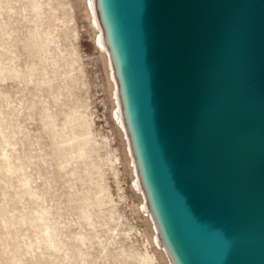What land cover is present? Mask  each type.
<instances>
[{
  "label": "water",
  "instance_id": "obj_1",
  "mask_svg": "<svg viewBox=\"0 0 264 264\" xmlns=\"http://www.w3.org/2000/svg\"><path fill=\"white\" fill-rule=\"evenodd\" d=\"M171 264H264V0H94Z\"/></svg>",
  "mask_w": 264,
  "mask_h": 264
},
{
  "label": "rangeland",
  "instance_id": "obj_2",
  "mask_svg": "<svg viewBox=\"0 0 264 264\" xmlns=\"http://www.w3.org/2000/svg\"><path fill=\"white\" fill-rule=\"evenodd\" d=\"M35 5L40 8L38 16L33 10ZM71 18L69 25L77 28V37V32L62 23ZM97 30H100L98 23L93 24L87 15L84 0H0V70H3L0 73V145L6 142L15 145L13 157L17 163L20 158L26 172L36 179L40 196L34 202L24 192L19 199V183L16 178L3 176L5 162L0 156V264H16L19 259L25 264H59L53 260L39 261L31 254V233L25 226L20 228L16 224L20 217H31L40 206L47 205L58 209L55 217L66 224L62 223L63 230L70 236L82 230L78 218L87 214L89 218L82 222L83 231L91 232L89 223L93 222L103 244L109 243L106 221L110 211L117 208L126 231H122L121 242L115 245L117 250L112 247L107 255L101 251L96 238L94 247L89 249L88 262L139 264L125 261V257L126 252L143 245L148 233L147 212L139 205L140 189L132 179L131 163L124 153L119 117L112 112L113 96L102 56L106 50L97 42ZM36 32L54 41L49 52L45 53L41 43L34 44L32 38ZM73 49L75 53L71 54ZM12 59L18 60L24 71L28 69V61H32L34 72L31 76L26 73L25 79L16 78L11 71ZM65 86L72 95H66L69 89ZM75 103L90 104L94 112L90 142L84 149L85 159L78 157V147L65 152L59 150L55 139L56 134L63 133L62 111L74 108ZM45 106L48 115L43 110ZM12 145H7V149L12 150ZM98 154L119 155L117 176L106 165L102 166L101 177L86 171L85 162L97 161ZM104 187L109 189L114 202L103 206L101 212L93 200ZM85 195L90 200H84ZM98 215L103 218L100 220ZM114 224L112 221L111 225ZM126 234H130L129 239Z\"/></svg>",
  "mask_w": 264,
  "mask_h": 264
},
{
  "label": "bare ground",
  "instance_id": "obj_3",
  "mask_svg": "<svg viewBox=\"0 0 264 264\" xmlns=\"http://www.w3.org/2000/svg\"><path fill=\"white\" fill-rule=\"evenodd\" d=\"M84 3L86 5L87 15L89 16L93 24L97 22L100 28V30L95 31V36L97 38V42L100 43L102 47L106 50L105 53H102V56L105 59V65L107 64L106 71L109 77V89L111 91V95L113 96V98H111V100L113 101L112 112L114 111L116 113L117 118L119 117L118 123L120 127L119 130L122 135V145L124 147V153L126 158H128L129 162L131 163L130 173L132 174V179L134 182L137 183L140 189L134 159L130 151L129 140L124 127L123 116L121 112V103L117 89V82L114 75L113 66L108 55V49L103 40V30L98 19L97 10L95 8V2L94 0H84ZM33 10L36 16L40 14V8L37 5H35ZM57 20H59V18H57ZM71 21H73V18L68 20V22L62 21V23L68 29H71L73 32H77V37L78 30L77 28L71 27V25H69V22ZM32 39L34 44L41 43V47L44 48L45 53L49 52V48L54 42L49 37L44 38L42 34L38 32L34 33ZM70 53L74 54L75 49H73V51H71ZM14 59L11 60V71L14 73V76L19 79H25L27 76L26 73H29V75L31 76V74L35 70V64L29 60L28 69L24 71L20 64L17 63L18 60L14 61ZM2 71L3 70H0V73ZM65 87L69 89L68 86ZM66 95H72V91L69 89ZM89 106L90 104L76 105L75 103L74 108H69L66 110L64 109L62 111V114L64 115L62 128L63 133H58L55 135L59 150L65 152L75 147H78V157L82 159L86 158V153L84 149L85 146L90 142L89 136L90 134H92L91 126L94 123V112ZM43 110L45 114L48 115L46 106L43 107ZM7 145L12 144L10 142H6V144L0 145V156L3 157V161L5 162L3 176L9 177L10 179L16 178L17 183H19V193L17 192L19 195V199L23 197V193L25 192L24 194L30 196L32 200H34V202H37L40 196L37 192L38 184L36 183V179H34L30 174L26 172V167L20 160V158L18 163L14 159L13 150L15 149V145H12V150H8ZM59 145H62V147H60ZM101 160H104V162L102 163ZM119 160L120 158L118 154L111 155L110 157L104 155L100 156V154H98L97 161H92L91 163L85 162V165L87 166L86 171L90 172L92 175L98 174L101 177L104 175V169H102V166L106 165L107 169L112 170L114 175L117 176L118 169L116 168V166L117 161ZM69 197L70 201H72L71 194L69 195ZM111 197L112 195L109 189L104 187L96 193L93 201L94 204L98 206L99 210L102 212L103 206L113 204L114 201ZM84 200L90 199L87 195H85ZM139 203V205H141V208H144L147 212L145 214V220L148 227V233L145 234V239L142 246H139L137 249H132L128 253L126 252L125 261H136L139 264H162V262H164V264H171L165 253L164 248L161 247L159 244L158 235L152 218L147 211L146 201L144 198L143 191L141 189L139 191ZM24 205L26 204L24 203ZM57 210L58 209H56L54 206H40L36 213H31V217H20V219L16 221V224H18L20 228L22 226H25V230L31 233V237L29 238L30 253L35 254L39 261L43 259L44 261H46V263H49L48 260H53V262H58L59 264H89V249L94 247V240L96 238L98 239L97 244L101 247V251H106L107 255H109L111 253L112 247L117 250L118 247L115 245L121 242L122 231L126 233V231L122 228L124 222L120 220L121 215L118 213L117 208H115L114 211H110L109 220L106 221V224L108 225L106 232H109V236L107 238V241H109L108 244H103L102 236L98 235L99 230L93 222L89 223L90 230H92L91 232L87 230L83 231L85 227L82 225V222L85 219L89 218L88 215L85 213L79 216V221L77 220L78 222H81L80 226L82 230L78 233L72 234V236L67 235L66 231L63 230L66 224L55 217V214L58 213ZM117 213L118 216H116ZM59 215V217H61V214ZM98 217L100 220L103 218L101 215H98ZM111 220L115 222L114 225H111ZM62 223L65 225H62ZM114 231L116 232L114 233ZM129 236L130 234H126V237L128 239ZM72 242L75 243L74 246H72L75 248V250L72 249V247L70 246V243ZM16 264L25 263L21 259H19Z\"/></svg>",
  "mask_w": 264,
  "mask_h": 264
}]
</instances>
